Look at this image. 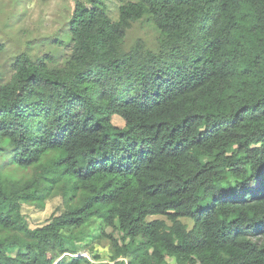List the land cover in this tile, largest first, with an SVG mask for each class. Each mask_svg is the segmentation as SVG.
<instances>
[{"label": "trees", "instance_id": "trees-1", "mask_svg": "<svg viewBox=\"0 0 264 264\" xmlns=\"http://www.w3.org/2000/svg\"><path fill=\"white\" fill-rule=\"evenodd\" d=\"M137 21L153 48H124ZM66 32L64 65L0 83V264H109L73 243L92 223L122 233L112 264H264V0H75ZM55 188L30 228L21 202Z\"/></svg>", "mask_w": 264, "mask_h": 264}, {"label": "rangeland", "instance_id": "rangeland-1", "mask_svg": "<svg viewBox=\"0 0 264 264\" xmlns=\"http://www.w3.org/2000/svg\"><path fill=\"white\" fill-rule=\"evenodd\" d=\"M112 20L118 17V8L129 0H102ZM75 0H0V83L7 81L13 72L12 64L20 56L26 55L32 61L42 59L50 67H61L70 55V43H67L68 20L74 10ZM159 37L157 29L149 22L131 23L124 37V48L127 49L137 40L153 48ZM4 171L13 174L14 179L31 177L32 170H14L5 166ZM54 191V192H53ZM43 207L28 202H21V213L28 226L35 228L48 223L51 215L59 214L65 208L61 190L55 188ZM74 202V201H73ZM151 218H164L162 215ZM182 221L191 225L189 219ZM97 223L90 228L75 230L73 243L78 246V254L91 261L112 264L110 239L112 235L121 245L124 243L122 233L106 228L99 238L90 241V234L96 233ZM69 235V232L67 233ZM17 249H9L8 254L15 256ZM97 258H94V257ZM120 259V258H118ZM166 263L174 262L167 258Z\"/></svg>", "mask_w": 264, "mask_h": 264}]
</instances>
